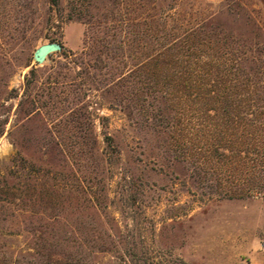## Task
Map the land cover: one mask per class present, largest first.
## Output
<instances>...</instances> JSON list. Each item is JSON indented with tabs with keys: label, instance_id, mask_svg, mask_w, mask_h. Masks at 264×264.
Listing matches in <instances>:
<instances>
[{
	"label": "trees",
	"instance_id": "obj_1",
	"mask_svg": "<svg viewBox=\"0 0 264 264\" xmlns=\"http://www.w3.org/2000/svg\"><path fill=\"white\" fill-rule=\"evenodd\" d=\"M78 1L62 23L74 20L73 11L77 19L84 17L85 0ZM130 1L133 7H126L125 15H137L134 22L122 15L97 19L88 24L80 51L61 44L62 51L49 56L60 58L44 70L45 78L32 67L21 88L14 127L36 122L38 144L58 148L65 162L108 164L112 144L100 152L95 132L94 105L100 104L155 135L162 149L160 166H195L193 178L202 193L264 199L263 48L225 31L212 21L213 13L197 23L194 0ZM31 2L0 0V45L13 37L15 24L35 14ZM60 3L49 0L50 19L61 16ZM4 60L9 80L14 63ZM18 98L12 89L5 100ZM10 118L8 110L0 121V137ZM98 119L102 125L108 121L106 116ZM34 179L25 175L16 184L0 185L12 217L20 220L19 232L29 238L27 264H99V256L115 246L114 234L102 227L72 229L71 190ZM81 192L78 201L84 209L98 214L97 203L84 200L83 188ZM45 194L49 200H43ZM4 260L21 264L19 258Z\"/></svg>",
	"mask_w": 264,
	"mask_h": 264
},
{
	"label": "rangeland",
	"instance_id": "obj_2",
	"mask_svg": "<svg viewBox=\"0 0 264 264\" xmlns=\"http://www.w3.org/2000/svg\"><path fill=\"white\" fill-rule=\"evenodd\" d=\"M27 1H32L35 14L26 23L15 24L13 37L0 45L1 57L15 67L8 80L10 70L4 59L0 61V121L11 110L0 137V185L16 184L27 175L40 185L71 190L72 229L102 227L115 236V246L99 256V264H264V199H219L202 193L193 178L195 166H160L156 162L162 149L155 135L140 131L121 111L94 105L98 118H108L105 125L97 118L95 125L100 152L107 142L112 144L108 164H73L70 158L65 162L58 148L46 150L38 144L41 134L36 122L14 127L26 74L35 66L45 78L44 70L60 58L49 55L44 64H35L33 54L39 46L53 39L65 50L77 52L93 21L116 20L120 15L130 22L137 18L125 15L126 7H133L130 0H85L84 17L77 19L78 12L73 11L74 20L65 23L61 20L70 7L79 5L78 0H61V16L54 19H50L49 0ZM194 1L193 20L199 23L213 13L214 23L258 43L264 54V0ZM12 89L19 98L6 101ZM106 136L111 140L106 141ZM82 188L84 200L97 203L98 214L78 201ZM50 197L45 194L43 200ZM4 199L0 193V264L5 258L27 264L32 252L29 238L19 232L20 220L12 217Z\"/></svg>",
	"mask_w": 264,
	"mask_h": 264
},
{
	"label": "water",
	"instance_id": "obj_3",
	"mask_svg": "<svg viewBox=\"0 0 264 264\" xmlns=\"http://www.w3.org/2000/svg\"><path fill=\"white\" fill-rule=\"evenodd\" d=\"M62 51L61 44L57 42H49L39 46L34 54L33 61L37 65H42L46 61L47 57L53 53H58Z\"/></svg>",
	"mask_w": 264,
	"mask_h": 264
}]
</instances>
